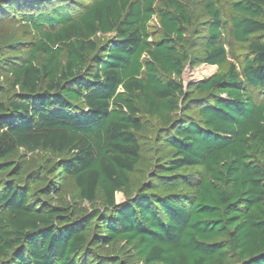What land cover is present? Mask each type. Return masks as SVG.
Here are the masks:
<instances>
[{
	"label": "trees",
	"instance_id": "obj_1",
	"mask_svg": "<svg viewBox=\"0 0 264 264\" xmlns=\"http://www.w3.org/2000/svg\"><path fill=\"white\" fill-rule=\"evenodd\" d=\"M157 2L0 0V264H264V0Z\"/></svg>",
	"mask_w": 264,
	"mask_h": 264
},
{
	"label": "rangeland",
	"instance_id": "obj_2",
	"mask_svg": "<svg viewBox=\"0 0 264 264\" xmlns=\"http://www.w3.org/2000/svg\"><path fill=\"white\" fill-rule=\"evenodd\" d=\"M70 3H72L73 7L79 6L80 8H83L89 0H67ZM164 0H158L157 4L155 7H160L161 2ZM182 3L187 5V9L190 13V16L192 17V22L194 24V27L200 29L203 27V24H205L207 21H209V18L207 14L205 13L203 9V3L207 0H179ZM239 0H218L217 5H218V10L221 11L222 14V20L228 22L229 20V15H230V9H231V4L234 2H237ZM7 15H12L11 10H7V13L5 12L4 16ZM7 18L6 20H0V29L2 30L1 37H0V45H7L10 43L11 39H16L13 40L17 41L20 39L21 36H25V28L21 23H19L18 18L17 21L13 20L12 18ZM229 23V22H228ZM151 28L158 31L159 26L157 24L156 20H153L152 23L150 24ZM201 35V34H199ZM190 40H193V38L196 36L193 33L188 34ZM112 38V34L108 35H97L96 40L100 44H105L107 40H110ZM201 39L200 41H202ZM197 46L196 44H193V47ZM1 47V46H0ZM226 50L230 54V56L235 55H242L244 52V47L240 44H236L230 40L229 37L226 38ZM234 61V60H233ZM216 72V67L215 66H208V65H200V66H195V65H188V67L185 69L183 75H182V80L187 88L191 84H194L196 82H199L205 78L210 77ZM255 95L257 98H262L264 96V90L262 91H255ZM259 100V99H258ZM146 181V176L143 174L142 171H139L135 177H134V182H133V187L131 190L130 194H120L118 197V201L121 204H127L131 202L134 197L136 196L137 192L141 190L142 185ZM147 184V183H146ZM66 196V195H65ZM66 202L68 204H73L74 200L73 197L66 196ZM83 207L89 208V205L84 204ZM90 210V209H88Z\"/></svg>",
	"mask_w": 264,
	"mask_h": 264
}]
</instances>
